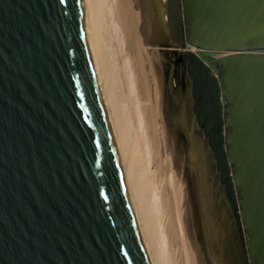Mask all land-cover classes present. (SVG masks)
I'll list each match as a JSON object with an SVG mask.
<instances>
[{"label":"water","instance_id":"water-1","mask_svg":"<svg viewBox=\"0 0 264 264\" xmlns=\"http://www.w3.org/2000/svg\"><path fill=\"white\" fill-rule=\"evenodd\" d=\"M166 7L236 264H264V0ZM0 264H150L81 0H0Z\"/></svg>","mask_w":264,"mask_h":264},{"label":"bare ground","instance_id":"bare-ground-1","mask_svg":"<svg viewBox=\"0 0 264 264\" xmlns=\"http://www.w3.org/2000/svg\"><path fill=\"white\" fill-rule=\"evenodd\" d=\"M81 5L149 263L228 264L232 251L236 264L230 209L192 110L183 50L161 35L167 0Z\"/></svg>","mask_w":264,"mask_h":264},{"label":"rangeland","instance_id":"rangeland-1","mask_svg":"<svg viewBox=\"0 0 264 264\" xmlns=\"http://www.w3.org/2000/svg\"><path fill=\"white\" fill-rule=\"evenodd\" d=\"M196 125V124H195ZM196 129H197V127H196ZM204 141V140H203ZM204 143H205V147H207L206 146V142L204 141ZM210 154V153H209ZM211 155V154H210ZM215 171V170H214ZM225 202V201H224ZM224 205L226 206V208H227V211H228V206H227V203L225 202L224 203ZM228 214H229V211H228ZM228 223H226V225H227ZM231 227V226H230ZM232 228V227H231ZM230 256L232 257V263L230 262V263H228V264H234V262H233V252L231 251L230 252Z\"/></svg>","mask_w":264,"mask_h":264},{"label":"trees","instance_id":"trees-1","mask_svg":"<svg viewBox=\"0 0 264 264\" xmlns=\"http://www.w3.org/2000/svg\"><path fill=\"white\" fill-rule=\"evenodd\" d=\"M204 145H205V143H204ZM235 247H236V246H234V249H235ZM235 253H236V250H235Z\"/></svg>","mask_w":264,"mask_h":264}]
</instances>
